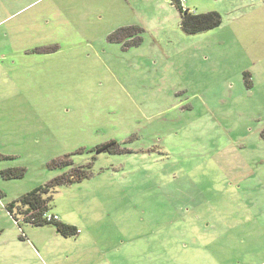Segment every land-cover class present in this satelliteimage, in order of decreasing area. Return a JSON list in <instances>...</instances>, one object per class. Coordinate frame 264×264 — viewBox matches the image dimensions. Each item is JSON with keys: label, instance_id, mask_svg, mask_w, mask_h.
Returning a JSON list of instances; mask_svg holds the SVG:
<instances>
[{"label": "rangeland", "instance_id": "obj_1", "mask_svg": "<svg viewBox=\"0 0 264 264\" xmlns=\"http://www.w3.org/2000/svg\"><path fill=\"white\" fill-rule=\"evenodd\" d=\"M171 2L0 0V264H264V0Z\"/></svg>", "mask_w": 264, "mask_h": 264}, {"label": "trees", "instance_id": "obj_2", "mask_svg": "<svg viewBox=\"0 0 264 264\" xmlns=\"http://www.w3.org/2000/svg\"><path fill=\"white\" fill-rule=\"evenodd\" d=\"M171 1V4L175 5L180 12V27L184 33L193 34L212 29L220 24L221 17L216 11L191 13L188 8L182 7L179 0ZM135 30L134 27H121L110 35V38H116L118 35L128 34ZM1 174L5 178H14L22 176L23 171L22 169H7L2 170ZM60 182H62V179L51 180L47 184L38 186L26 194H23L17 199V201H13L8 205V211H12L13 207L18 206L23 219L32 225L38 226L45 223L55 222L57 224L58 232L63 234H75L77 230L74 226L60 223L59 220L46 219L45 212L47 209V203L46 199L43 198V194L48 193L53 189L56 183Z\"/></svg>", "mask_w": 264, "mask_h": 264}, {"label": "built area", "instance_id": "obj_3", "mask_svg": "<svg viewBox=\"0 0 264 264\" xmlns=\"http://www.w3.org/2000/svg\"><path fill=\"white\" fill-rule=\"evenodd\" d=\"M180 4L182 5L183 8H186L184 7L183 3L185 2V0H179ZM46 219L47 220H58V216L55 215V214H52V215H49V214H46Z\"/></svg>", "mask_w": 264, "mask_h": 264}, {"label": "crops", "instance_id": "obj_4", "mask_svg": "<svg viewBox=\"0 0 264 264\" xmlns=\"http://www.w3.org/2000/svg\"><path fill=\"white\" fill-rule=\"evenodd\" d=\"M193 13H195V12H193Z\"/></svg>", "mask_w": 264, "mask_h": 264}]
</instances>
